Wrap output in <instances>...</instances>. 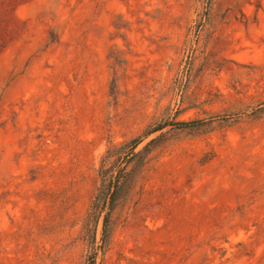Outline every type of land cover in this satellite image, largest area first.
Returning <instances> with one entry per match:
<instances>
[{"label":"rangeland","instance_id":"obj_1","mask_svg":"<svg viewBox=\"0 0 264 264\" xmlns=\"http://www.w3.org/2000/svg\"><path fill=\"white\" fill-rule=\"evenodd\" d=\"M165 120L94 264H264V0H0V264H86L103 155Z\"/></svg>","mask_w":264,"mask_h":264},{"label":"trees","instance_id":"obj_2","mask_svg":"<svg viewBox=\"0 0 264 264\" xmlns=\"http://www.w3.org/2000/svg\"><path fill=\"white\" fill-rule=\"evenodd\" d=\"M198 124L199 120H165L154 123L142 136L133 137L128 141L113 144L107 148L98 169L99 186L94 193L90 210L83 225L85 239L89 243L90 248V255L87 258L86 264H94L97 249L104 245L108 237V225L112 211L128 195V191L133 185L138 169L144 164L153 144L163 133L150 139L137 150V147L143 139L166 125H171L176 128H187ZM100 217H102L101 245H94L97 223Z\"/></svg>","mask_w":264,"mask_h":264}]
</instances>
